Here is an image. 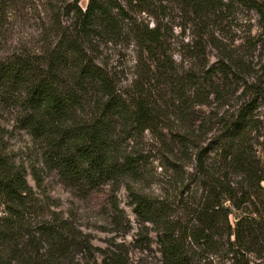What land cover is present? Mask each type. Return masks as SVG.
Masks as SVG:
<instances>
[{"label":"trees","instance_id":"obj_1","mask_svg":"<svg viewBox=\"0 0 264 264\" xmlns=\"http://www.w3.org/2000/svg\"><path fill=\"white\" fill-rule=\"evenodd\" d=\"M80 1L0 0V39L30 20L40 39L30 49L0 51V93L11 95L13 126L38 147L33 161H17L0 128V264H79L78 253L91 249L43 189V172L52 170L81 192L127 184L133 214L153 228L161 264H264V61L248 69L223 27L244 9L264 29V0H86L84 8ZM178 38H189L179 56L194 66L184 75L173 59ZM106 44L135 48L140 70L130 85L97 61ZM207 46L222 59L211 69ZM233 67L245 80L242 100L217 136L205 148L193 133H171L168 142L163 122L185 120V89L203 97L198 73L211 87L213 76L227 81ZM145 131L155 136L153 156L171 175L174 197L129 185L146 180L149 153L136 142ZM102 254L100 264H125Z\"/></svg>","mask_w":264,"mask_h":264},{"label":"rangeland","instance_id":"obj_2","mask_svg":"<svg viewBox=\"0 0 264 264\" xmlns=\"http://www.w3.org/2000/svg\"><path fill=\"white\" fill-rule=\"evenodd\" d=\"M86 2L81 0L80 6L84 8ZM230 19L225 18L223 21L225 31L229 32L227 37L232 39L228 38L225 41L227 46L235 48L237 59L244 60L248 69L256 70L264 61V29L258 22V16L254 12L240 9L233 19ZM12 28L13 31L7 35L6 41L0 39V51L30 49L40 45L36 22L34 24L31 20L23 21L13 25ZM176 32L179 33V29ZM188 40L189 38L183 40L178 38L173 52V59L182 75L185 71L194 69L187 57L179 56V53L183 52L182 44L187 43ZM135 51L131 44L102 45L101 55L97 61L105 63L108 68L116 67L122 83L130 85L138 79L137 72L140 70ZM206 52V69L217 66L222 60L212 47L207 46ZM238 69L235 67L231 69L227 81L222 79L220 74L213 76L211 87L210 82L202 80L201 72L198 73V78L203 82L197 93H203V97L197 98L196 91L192 88L185 89L186 103L183 105L184 108H188L185 120L169 116V118L165 117L163 122L161 132L166 135L168 142L171 133H193L203 136L200 147L205 148L208 142L217 136L222 123L235 114L241 104L240 93L245 80ZM204 95L208 98H204ZM11 99V95L7 92L0 93V128L4 131L6 151L17 161L28 164L37 155L38 147L25 131L14 128L16 113ZM162 106L168 111L166 105L162 104ZM257 111L260 112V109ZM154 137L145 131L136 139L138 149L149 153L150 158L146 164V180L143 183H129V185L152 197L162 195L174 197L176 192L174 184L169 180L171 175L169 173L164 175L165 171L158 157L153 156L156 147ZM26 178L28 184L36 190L31 177L27 175ZM126 185L116 190L113 184H108L81 192L65 185L56 171L43 172L44 191L58 203V210L80 229L92 245L89 251L78 253L75 261L79 264H100L104 257L102 252L119 255L125 264H161L153 228L149 224L142 225L133 214L132 201L125 189ZM112 203L116 205V209L113 208Z\"/></svg>","mask_w":264,"mask_h":264}]
</instances>
